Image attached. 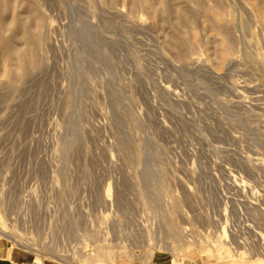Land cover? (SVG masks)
I'll return each instance as SVG.
<instances>
[{"label": "rangeland", "instance_id": "374dc122", "mask_svg": "<svg viewBox=\"0 0 264 264\" xmlns=\"http://www.w3.org/2000/svg\"><path fill=\"white\" fill-rule=\"evenodd\" d=\"M0 231L29 264H264V0H0Z\"/></svg>", "mask_w": 264, "mask_h": 264}, {"label": "crops", "instance_id": "0c3cea01", "mask_svg": "<svg viewBox=\"0 0 264 264\" xmlns=\"http://www.w3.org/2000/svg\"><path fill=\"white\" fill-rule=\"evenodd\" d=\"M0 264H29V263L25 261L23 258L20 259L16 251L10 249L6 243L0 240ZM153 264H160V263L155 261Z\"/></svg>", "mask_w": 264, "mask_h": 264}, {"label": "bare ground", "instance_id": "6f19581e", "mask_svg": "<svg viewBox=\"0 0 264 264\" xmlns=\"http://www.w3.org/2000/svg\"><path fill=\"white\" fill-rule=\"evenodd\" d=\"M4 237H6V235L0 231V238H4Z\"/></svg>", "mask_w": 264, "mask_h": 264}]
</instances>
